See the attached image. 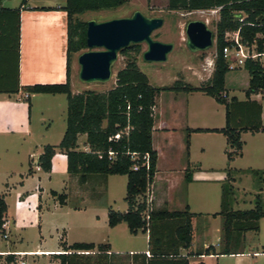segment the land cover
Here are the masks:
<instances>
[{
  "label": "trees",
  "instance_id": "obj_1",
  "mask_svg": "<svg viewBox=\"0 0 264 264\" xmlns=\"http://www.w3.org/2000/svg\"><path fill=\"white\" fill-rule=\"evenodd\" d=\"M128 0H65L60 7L66 12V80L63 83H35L19 85L18 62L20 40V11L26 0H21L18 7L0 6V44L13 51L12 70L0 71V92L15 93L20 89L31 93H62L66 96L65 130L57 145L45 144L37 158V165L45 172L51 170V158L55 149H60L66 157V170L78 175L79 182H85L90 174L125 175V211L107 210V223L110 227L125 222L131 234L139 230L148 233V253H137V264H188L187 255L217 253L213 245L189 251L183 255L181 249H188L192 243L191 218L200 213L183 210L154 208L152 201H147L151 192V182L156 171V151L151 144L153 127V106L160 91H201L224 105V125L220 128L207 129L223 134L226 138L225 151L227 163L241 154L243 142L241 132H263L261 106L249 99L250 94L264 90V64L246 59L242 68L248 73V84L244 89L246 99L239 101L228 97L224 87V76L230 69L222 56V48L228 43L227 36L237 29L242 41L250 44L254 39L256 49L264 50V0H167L168 10H208L218 9L215 23L213 68L210 77L198 86H193L182 79H176L170 85L153 86L147 75L137 64L135 54L137 43H131L120 53L127 54V60L115 74V84L106 91L83 90L72 93L70 89V60L72 54L86 49L87 21L77 16L86 11L115 9ZM41 9H51L41 7ZM238 14H241L238 16ZM134 55H129V51ZM0 51H5L0 47ZM10 63L8 62V66ZM28 100V98H26ZM200 131L201 129H195ZM186 148L188 147V132ZM193 131V130H192ZM120 133L118 139L113 135ZM85 134L87 149H78L77 137ZM110 138V139H109ZM111 152V153H110ZM136 167L135 169L133 167ZM257 179L264 182V169H247ZM31 168L28 169V173ZM243 172L227 165L225 179L220 189V210L211 216L221 217V248L218 253L234 254L243 246L244 233L259 230V219L264 217V195L256 193L253 206L245 209H233L234 174ZM184 178L189 181L191 168L187 165ZM262 187H260V190ZM55 195L63 203L65 194ZM6 203L0 195V225L6 214ZM64 250H92L91 256L76 252L56 254L60 264H110L106 251L108 244L74 242L66 245L60 242Z\"/></svg>",
  "mask_w": 264,
  "mask_h": 264
},
{
  "label": "crops",
  "instance_id": "obj_2",
  "mask_svg": "<svg viewBox=\"0 0 264 264\" xmlns=\"http://www.w3.org/2000/svg\"><path fill=\"white\" fill-rule=\"evenodd\" d=\"M20 1L14 2L11 6L0 3V6L15 8L19 6ZM64 2L65 0L63 2L26 0L24 8L21 9L19 85L63 83L66 80V12L60 8ZM41 7H50L51 9H41ZM11 43L9 41L7 46ZM7 46L0 44V47L5 49V51H0V71L5 72V74L8 67L10 71L12 70L13 62V51L8 50ZM8 62L10 63L9 66ZM241 68L230 69L244 71L245 81L241 88L243 89V97L234 95L239 101L246 99L244 89L247 87L249 78L247 71ZM228 73L229 71L224 76V87L228 97H231L228 91L230 88L227 87ZM176 79L175 76L173 81ZM182 80L192 84L185 75H183ZM194 86H197V83ZM75 88L76 85L70 78L72 93L78 92ZM203 96L206 94L201 91H160L155 97L153 106L154 122L151 131V144L157 154L156 171L150 186V199L153 207L166 208L171 211L183 210L187 206L190 212L200 213L191 218L192 243L188 249H181L183 255L196 250L195 243H197L198 236L196 230L199 232V229L194 226V222L203 217L206 219H217L218 217L217 215L211 216L214 212L204 208L206 206L204 198L206 190L210 187L217 186L220 189L226 176L225 168L227 165L246 173H250L247 169H264V133L260 131L241 132L240 139L243 142L241 154L227 163L225 136L219 132L207 131V129L220 128L224 125V105L217 103L212 97L206 96V99L208 98L207 100L213 104L212 106L223 108V120L220 118L216 124H213V119L207 117L205 110L196 103L197 99H204ZM263 97L264 90L250 94L249 99L260 104L261 123L264 126ZM34 105L38 108L39 116L32 118ZM66 106V96L62 93H31L26 97V92L22 89L15 93L0 92V195H3L7 207L6 215L11 220L9 240L5 243V246L11 249L22 250L14 248L15 242L10 240V236L11 231L19 230L26 219L31 221L30 224L37 223L39 232L44 230L41 201L42 196L47 193L46 184L56 180L57 176L62 177L65 183L75 180L74 174H69L66 170L65 154L58 148L55 149L51 158V170L49 172L43 171L37 165V158L42 152V147L45 144L57 145L62 138L66 125ZM56 112H58L60 122L58 130L53 134L50 128L53 120L49 114L55 115ZM187 129L191 131L188 132V147L186 148ZM195 129L201 130L196 131ZM209 137H213L216 143L212 144L207 141ZM77 144H80L82 149H87L85 134L78 135ZM187 165L191 168L189 181L184 178ZM29 168H31L30 173H28ZM109 177L111 175L101 177L99 174H90L83 183L92 178L93 182L99 183L101 190L107 194ZM236 179L237 177L234 176L233 183L236 182ZM103 181L105 184H102ZM65 188L66 185L64 184L61 192L53 188L48 189L49 195L57 201L56 207H66L67 205ZM51 191L56 194H65L63 203H60ZM260 193L264 195V189ZM78 194H81L79 202L70 206L73 210L85 208L83 201L99 203L88 198V195H86L87 197L83 196L79 191ZM107 201L110 202L111 199L109 198ZM109 207L113 208L111 204H108L101 216L96 215L97 222L104 228L106 237L88 236L89 238H77L78 240L70 242L68 241V230L58 224L59 226L55 228L58 232L57 248L48 250L43 247L37 250L49 252L64 250L60 246V242H64L66 245L74 242H91L95 245L103 243L108 244L106 253L110 264H120V261L123 264H137L140 261L137 258V253H144L148 250V233L139 230L135 234H131L125 222L110 227L107 223ZM126 208L127 205L122 210L120 207L113 209L125 211ZM258 224L259 230L255 232L254 239L249 237L250 231L245 232L243 246L239 250L240 252L234 254L218 253L217 248L221 244V229L218 231V242L213 244L210 238V226H202L199 232L202 237L199 242L200 245L204 248L213 245L217 253L187 255L188 264H264V242H262L264 217L259 219ZM120 226L127 230L129 238L131 235L137 237L138 234H142L145 238L144 246L137 248V245H131L129 241L122 244L118 243L112 236V232ZM259 247H261L260 251ZM89 251L87 254L93 256L96 253V248ZM260 256L263 258L259 259Z\"/></svg>",
  "mask_w": 264,
  "mask_h": 264
},
{
  "label": "rangeland",
  "instance_id": "obj_3",
  "mask_svg": "<svg viewBox=\"0 0 264 264\" xmlns=\"http://www.w3.org/2000/svg\"><path fill=\"white\" fill-rule=\"evenodd\" d=\"M17 1L18 0H0V3L5 6H11ZM50 1L63 2V0ZM166 5L167 0H128V3L115 9L86 11L77 17L84 21L89 19L104 21L111 18L129 16L134 10H139L143 15L148 17H162L163 24L159 28L153 30L151 37L162 42H171L173 43V48L168 53L167 59L164 62H147L141 57L142 52L146 49V44L144 42L137 43L138 51L135 54V58L138 68L147 75L149 83L153 86H164L171 84L175 76L177 79H183V75L187 77L188 81L191 82L193 86L196 83L198 86L205 82L211 75L213 59L215 55V40L213 41L212 46L207 50L194 52L190 51L186 45L185 25L190 20L199 19L205 21L207 26L215 34V23L218 19V13L217 11L210 9L192 11L168 10ZM86 50L88 49L86 48L72 54L70 60V78H72L74 84L76 85L75 89L78 92L83 90H94L99 92L108 90L114 86L116 80L115 74L119 69L124 67L128 55L120 52L118 53L117 59L112 64V73L108 81L86 83L78 78L79 65L77 63V56ZM128 54L134 55L133 51L131 50L128 52ZM227 76V87L230 88V90L228 89L229 96L235 95L238 97H243V89L241 88L244 86L243 82L245 81L244 71L229 70ZM206 96H203L204 99H197L196 103L205 110L207 117L213 119L212 123L216 124L220 118L223 120V108L212 106L213 104L207 100L208 98L206 99ZM37 116H39L38 108L34 105L32 108V118ZM49 116H51L53 120V123L50 127L51 133L53 132V134H55L58 130V124L60 122L58 112H56L55 115L49 114ZM52 140H54L53 137ZM207 141L212 144L216 143L213 137L207 138ZM78 146L80 147L79 149L82 150V146L77 144V147ZM74 176L75 180H72L68 183H65L62 177L57 176L56 180L52 181L50 184H46L45 190H47V193L42 196L41 201L43 208L42 218L44 220V230L39 232L37 223L30 224L31 221L26 219L25 223L19 230L16 229L11 231L10 240L15 242V245H13L14 248L34 251L38 248L45 247L48 250H55L57 248L58 240V232H56L55 228L59 226L58 224L66 227L68 230V241L70 242L78 240L77 238H84L88 236H92L94 238H100L101 236L102 238L106 237L105 230L101 227L100 223L97 222L96 215L101 216L106 210V206L108 204H111L115 209L120 207L121 210L127 205L124 200L126 176L111 175V177L108 178L109 184L107 194L104 190H101V185L99 183L93 182L92 178H89L86 183H80L78 180V175ZM106 176L107 175H101V177ZM234 176L237 177V179L236 182L233 183L234 199L231 201V207L233 209H245L252 207L255 194L260 192V187L264 189V182H258V179L251 172L235 173ZM64 184L66 185L64 191L67 194V205L66 207H56L57 201L52 199L48 193V189L53 188L61 192ZM102 184H105V182L103 181ZM78 191L81 192L83 196L88 195V198L94 200V202L96 200L99 203H88V201H83L85 208L81 210H73L70 206L77 204L81 196V194H78ZM219 197L220 189L217 186H212L207 189L204 198L206 200V206L204 208L210 212H218L220 210ZM109 198L111 199L110 202L107 201ZM217 216V219H206L203 217L197 219L194 222V226L199 229V232L202 226H210V238L212 239L211 242L213 244L217 243L219 238L218 231L220 230L221 217L220 215ZM196 232L198 236L197 243H195V249H202L204 247L199 243L202 239L200 236L201 234L197 230ZM127 233V230L120 226V228L113 230L112 236L120 244L126 243L125 241H129L131 245H137V248L144 246L145 238L142 234H138L137 237H133L131 235L129 238ZM249 235V237L254 239L255 232L250 231ZM262 242H264V236L262 238ZM5 243L7 242L0 243V247H7L5 246ZM220 248L221 244L217 249L220 250ZM260 250L261 247H259V251ZM28 258L34 259L35 262L40 264H46L47 260H55L54 255H35L28 256ZM262 258V256L259 257V259ZM120 264H123V262L120 261Z\"/></svg>",
  "mask_w": 264,
  "mask_h": 264
},
{
  "label": "water",
  "instance_id": "obj_4",
  "mask_svg": "<svg viewBox=\"0 0 264 264\" xmlns=\"http://www.w3.org/2000/svg\"><path fill=\"white\" fill-rule=\"evenodd\" d=\"M163 24L160 16L148 17L139 10L129 16L104 21L87 20L86 51L77 56L78 78L86 83L105 82L111 77V67L123 47L131 43L146 44L142 59L147 62H164L173 48V43L151 37L153 30ZM186 45L190 51L209 49L214 41V32L205 21L194 19L185 25Z\"/></svg>",
  "mask_w": 264,
  "mask_h": 264
},
{
  "label": "built area",
  "instance_id": "obj_5",
  "mask_svg": "<svg viewBox=\"0 0 264 264\" xmlns=\"http://www.w3.org/2000/svg\"><path fill=\"white\" fill-rule=\"evenodd\" d=\"M217 11L218 9H210ZM241 14H238L240 16ZM256 36H264V34H257ZM228 43L222 48V56L227 62L229 69H236L242 67L246 59H251L258 61L261 64H264V50L258 51L256 49L255 39L250 43H245L242 41V38L237 29L233 34L227 36ZM120 133H115L113 135L114 139L119 138ZM110 139V138H109ZM111 153V152H110ZM136 168L135 166L133 167ZM150 199V194L148 195L147 201ZM11 220L5 214L2 217L0 225V243L8 242L10 234ZM80 253L87 254L89 250H58V251H40V250H15L9 247L1 248L0 247V264H40L35 262L34 259H29L28 256L35 255H56V254H68V253ZM149 255L148 251L145 252ZM44 264V263H41ZM46 264H60L58 257H55V260L48 261Z\"/></svg>",
  "mask_w": 264,
  "mask_h": 264
}]
</instances>
